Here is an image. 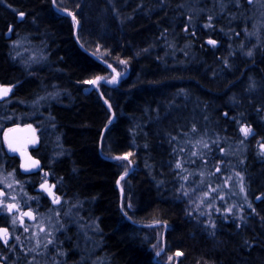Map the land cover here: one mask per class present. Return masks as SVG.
I'll return each instance as SVG.
<instances>
[{
  "label": "trees",
  "instance_id": "16d2710c",
  "mask_svg": "<svg viewBox=\"0 0 264 264\" xmlns=\"http://www.w3.org/2000/svg\"><path fill=\"white\" fill-rule=\"evenodd\" d=\"M180 1L0 0V84L14 87L0 101V135L16 124L39 130L32 153L42 167L28 181L47 180L79 206L101 264H164L176 253V264H264V40L247 59L238 37L226 45L205 22L179 21L193 59L168 67L158 43L174 29ZM216 18L213 25L218 20L230 36L244 22L234 11ZM226 20L233 31L220 27ZM12 41L31 54L19 55ZM97 59L123 79L117 87L98 84L101 98L89 82L112 72ZM116 61H125L126 77ZM193 127L210 137L212 150L222 146L210 156L215 182L238 179L248 202L216 197L206 211L201 193L178 179L179 143ZM16 165L0 137V166ZM73 247L64 246L70 263L80 254Z\"/></svg>",
  "mask_w": 264,
  "mask_h": 264
},
{
  "label": "rangeland",
  "instance_id": "374dc122",
  "mask_svg": "<svg viewBox=\"0 0 264 264\" xmlns=\"http://www.w3.org/2000/svg\"><path fill=\"white\" fill-rule=\"evenodd\" d=\"M243 5L246 6L243 7ZM174 7L173 11L176 18L174 19L175 21L173 20V23L175 27L167 34H164L160 39L161 41L158 43L164 52V57L167 58L166 61L168 64H166L168 67H183L193 59V51L191 50L190 44L182 42L183 38L180 36L182 35V30L179 36L177 34L178 30L175 23H179V21H181L184 26H203L205 22L204 30L211 32L212 28H214L215 33L219 34L223 40L227 41L226 45H228L233 38L238 37L241 46L245 47L241 48V54L247 59L253 56L254 50L257 49L264 40V0H249L247 4L246 0H244V2H239V0H226L222 2L221 0H217L216 2H214V0H181L178 2V5ZM225 10L234 11L239 17L244 18L243 23H241L243 21L241 19L240 25L235 24L238 26L237 29L239 32H235L231 36L228 30L222 31L216 29L213 25L214 19L218 17L216 13H221ZM230 17H234V15H230ZM227 24L228 27L232 28L231 31L236 27L230 22H227ZM19 42L20 41H12L10 44L16 46L19 55L22 53V55H25L26 51L31 54L32 51L25 48V44ZM237 42L239 45V41ZM206 43L209 44L208 40H206ZM35 55H37L36 52ZM36 58L39 61L40 57L36 56ZM116 63L120 66L121 70L124 71V77H126L128 68H126L124 66L125 64L121 63V61H116ZM114 71L118 73L116 69H114ZM114 77L115 75L112 73L105 81L110 85H115L117 83L116 77L115 83L109 82ZM99 80L98 78L90 81L89 86L91 88H97ZM93 81H95V83H93ZM51 96L52 95L47 98L52 99ZM37 105L38 103H34V106ZM188 116L189 115H186L185 118ZM111 119H113V117H111ZM195 129V127L190 128V131L185 133L182 142L179 143L182 151L179 152L178 162L174 166L175 171H177L176 176L178 179L181 180L184 185L189 181L190 186H193L196 192L201 193L198 199L201 206L206 211H211L213 209L216 197L219 199L229 197L231 200L237 199L245 203L247 199L238 179L235 178L230 184L225 177L223 180L215 182L209 170L211 167L209 164L210 156H213V150L216 154H219L222 146L216 143L215 149L212 150V140L210 137ZM3 132L4 131H2L0 135L1 148L3 146ZM238 148V145L233 147L230 146L229 150L233 151L232 153L235 154L238 152ZM177 164H179L180 167H177ZM217 170L216 168L215 171ZM123 178L124 176H122L120 180ZM26 185L24 181H18L11 171H6L3 166H0V192L5 195L4 201H6L7 196L13 200L5 205L4 212L8 213L9 204H14V207H18L20 201L35 206L34 210L36 212V220L31 224H19V221L16 222V219L18 220L16 214L10 217L15 243L14 246L8 250L9 254L6 257H1L0 260L4 261L6 264H101V261L96 258L95 254L97 247H94L93 242L89 240V231L85 227V220L80 213L79 206L70 205L68 201H64L63 204L57 208L48 207L43 209L40 205L39 197L30 196L26 189ZM228 185H230L231 190L228 189ZM76 234L77 237L74 236ZM163 235L164 234H162L159 242L162 246L164 244ZM66 244L71 248L75 245L73 249L77 247L80 251L79 255L74 256V262L70 263V260L65 261L68 254L64 251V246ZM93 247L94 249H92ZM160 254L159 251L155 256ZM170 257L168 256L164 263L170 262V264H176L179 255L175 254Z\"/></svg>",
  "mask_w": 264,
  "mask_h": 264
},
{
  "label": "flooded vegetation",
  "instance_id": "af4514ba",
  "mask_svg": "<svg viewBox=\"0 0 264 264\" xmlns=\"http://www.w3.org/2000/svg\"><path fill=\"white\" fill-rule=\"evenodd\" d=\"M223 1H226V0H223ZM244 2V0H239V2ZM222 2V0H221ZM249 2V0H246V4ZM208 41L209 40H213L215 41V45H213L214 47H218L220 42L219 41H216L214 39H207ZM212 45V44H210ZM4 135H2L3 137ZM4 138V137H3ZM5 143L3 142V147H2V150H3V153L5 156L7 157H10L11 159L15 160L17 162V167H13V169L11 170L12 174L15 175V178L18 180L17 178V175H21L25 178H27L25 180H22L24 181L26 185V189L29 193L30 196H34V197H39V200H40V205L43 209H46L48 207H53V208H57L59 206H61L63 204V202L65 201L64 199V191L61 192V191H58L57 187L53 184V183H50V185H53L54 186V190H53V195H54V199H56L57 197L59 198L58 200L60 201L59 204L57 205H54L52 204V201L48 198V196H46V194H44L43 192H40L38 191L37 189H35L34 184L33 183H30L28 181V178H30L32 175H35L37 174L39 171H37L36 173H33V174H30V175H22L20 172H19V164H20V158L18 155L16 154H9L7 151H6V147H5ZM38 145H39V139H38V144L36 146H29L27 149H26V152L29 156L37 159L36 157L33 156V153L32 151L33 150H36L38 148ZM20 181V180H18ZM47 180H44L43 182H45ZM41 184V183H40ZM37 188V187H36ZM4 193L0 192V228H4L6 229V232H7V235L9 236V238L7 239V241L5 242L4 239H0V258L1 257H6L9 252L8 250H10L13 246H14V243H15V236H14V232L12 230V224L10 222V217L14 216V214H16L18 216V220L16 219V222L19 221V224H31L33 223L35 220H36V212H35V206L33 205H28L27 202H23V201H20L19 202V205L18 207H13L11 209V211L8 210V213H5L4 212V209H5V205L10 202V201H13L11 200L10 197H6V201H4ZM9 205H14V204H9ZM9 209V208H8ZM26 212H31L32 213V217H33V220H28L26 218H24V213ZM15 249V248H14ZM0 264H6L4 261L0 260Z\"/></svg>",
  "mask_w": 264,
  "mask_h": 264
},
{
  "label": "water",
  "instance_id": "95a60500",
  "mask_svg": "<svg viewBox=\"0 0 264 264\" xmlns=\"http://www.w3.org/2000/svg\"><path fill=\"white\" fill-rule=\"evenodd\" d=\"M78 47L80 48V50L84 51L81 45H78ZM0 89H10V91L6 96L0 95V101L10 98L14 91L13 86H9V85L0 84ZM112 121L113 119L111 120V122ZM3 137H4V142L6 144V148L9 151V153L16 154L19 156L20 158L19 172L22 175H30L36 173L41 169L42 167L41 162L38 159L29 156L26 152V149L29 146H36L38 144V137L33 125L28 124L23 127H17V126L13 127L8 131H6ZM116 158H113V160ZM132 168L133 166L132 163L130 162V170L127 172V174H125L124 177H126L131 173ZM37 190L46 194V196H48V198L52 201V204L54 205L59 204L60 202L59 200L57 202H54V200H56L54 199V195H53L54 186L50 185L48 181L41 183L37 188ZM49 190L51 192V195L49 194ZM261 198H262L261 196H256L255 201L258 202L259 200H261ZM26 213H29L30 215H25L24 213L23 215L24 218L30 221L33 220L32 213L31 212H26ZM155 225H159V224H152V226ZM4 231H6V229L0 228V235H3ZM8 238L9 236L7 235V239ZM167 264H170V262H168Z\"/></svg>",
  "mask_w": 264,
  "mask_h": 264
},
{
  "label": "bare ground",
  "instance_id": "6f19581e",
  "mask_svg": "<svg viewBox=\"0 0 264 264\" xmlns=\"http://www.w3.org/2000/svg\"><path fill=\"white\" fill-rule=\"evenodd\" d=\"M223 1V0H222ZM224 12H226V10L225 11H223V12H219V13H217V15L219 16V15H221L222 13H224ZM63 16H67V17H69V15L68 14H66V13H61ZM216 19H218V18H216ZM217 22H219L218 20H215V24H214V26H215V28L217 27L216 25H217ZM227 22H230L231 24H232V21L231 20H226V21H224V22H221V23H219V24H221V28H226V27H228V24H227ZM226 24H227V26H226ZM233 25V24H232ZM219 27H217V29H218ZM76 44H77V46L78 45H81L78 41H76ZM81 47H82V45H81ZM80 49V48H79ZM84 49V48H83ZM83 52H86V54H89L88 53V51H86L85 49H84V51ZM100 63H102L103 65H105L106 67H108L109 69H110V71L115 75V77H116V79H117V83L115 84V85H110V84H108L105 80L106 79H100L99 80V83L98 84H105V85H108V86H115V87H117V86H119L120 85V83H121V81L123 80L122 79V76L119 74V73H117V72H115L112 68H110L106 63H104L103 61H101L100 59H97ZM98 84H97V86H98ZM2 85H4V84H2ZM7 85V84H6ZM9 86H12V85H9ZM13 89H14V87H13ZM94 90L99 94V96H100V98L102 97V95L100 94V92H99V89H98V87L97 88H94ZM103 99V98H102ZM2 101V100H1ZM103 104L105 105V107H106V109L109 111V112H112V109H111V107L107 104V102L106 101H104L103 100ZM112 115H113V113H111ZM112 120V119H111ZM111 120L109 121V122H111ZM28 124H31V125H33L32 123H26V124H16V125H14V126H11V127H9V128H7L6 130H4V132H3V135H4V133L6 132V131H8L9 129H11V128H13V127H23V126H25V125H28ZM33 127L35 128V131H36V134H37V137H38V139H39V130L33 125ZM243 134V133H242ZM243 136H245L244 134H243ZM248 136V135H247ZM249 136H251V133L249 134ZM2 142H4V138L2 137ZM5 143V142H4ZM3 147V146H2ZM5 147H6V145H5ZM6 151L9 153V151L7 150V148H6ZM9 154H11V153H9ZM127 174V173H126ZM125 176V175H124ZM128 176V175H127ZM40 185V184H39ZM39 185L38 186H36L37 188L39 187ZM35 187V189H37ZM162 250H160V252H161ZM162 253V252H161ZM177 254V253H176ZM175 255V254H174ZM173 256V255H172ZM163 264V263H162ZM164 264H167V263H164Z\"/></svg>",
  "mask_w": 264,
  "mask_h": 264
},
{
  "label": "snow or ice",
  "instance_id": "6c2138e0",
  "mask_svg": "<svg viewBox=\"0 0 264 264\" xmlns=\"http://www.w3.org/2000/svg\"><path fill=\"white\" fill-rule=\"evenodd\" d=\"M208 43L209 44H212V45H215V41H213V40H209L208 41ZM121 63H125V61H121ZM110 83H115L116 82V80H115V77L111 80V81H109ZM93 83H95V81H93ZM10 91V89H0V95H4V96H6L7 94H8V92ZM250 129L249 128H241V132L245 135V136H247V135H249L250 134ZM262 147V149H264V145H262L261 146ZM125 159L127 158V157H124ZM177 167H180V165L179 164H177ZM43 187V186H42ZM243 190V189H242ZM49 194L51 195V192H50V190H49ZM58 197L56 198V200H54V202H57L58 201ZM14 207V205H9L8 206V208H9V211H11V209ZM25 215H30L29 213H25ZM0 239H4L5 240V242L7 241V232L6 231H4L3 232V235H0ZM177 255H180V253H177ZM170 259H171V257H170Z\"/></svg>",
  "mask_w": 264,
  "mask_h": 264
}]
</instances>
